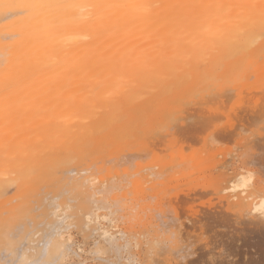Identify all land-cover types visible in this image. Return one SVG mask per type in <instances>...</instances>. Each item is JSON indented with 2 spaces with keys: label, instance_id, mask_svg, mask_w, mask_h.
<instances>
[{
  "label": "bare ground",
  "instance_id": "bare-ground-1",
  "mask_svg": "<svg viewBox=\"0 0 264 264\" xmlns=\"http://www.w3.org/2000/svg\"><path fill=\"white\" fill-rule=\"evenodd\" d=\"M36 2L37 0H2V4L5 5V7H0V109L4 110L3 114L5 116V119L8 121L5 128V132L7 134L5 135L4 139L11 141V147L7 150L6 159L4 153L0 152V195L2 197L1 193L4 192L5 196H7L5 192V188L9 186L12 187V185L15 184L16 195L12 199L13 200L21 199V200L20 202H16L15 204L11 203V205L10 202L8 201L10 206H8L7 208L15 210V217L17 219L21 217L22 215L21 212L23 210H25L24 218L28 215L31 219H33V215H32L33 213L31 214L30 212H34L35 210L29 211L28 210L29 208L27 210L23 208L24 206L28 207V205L24 201V198L26 199V195H29L28 193H31L30 196L33 199L34 197H36V195H38L37 198L39 197L38 198L39 203L40 201L43 202L45 199H48L47 196L45 199L42 200L41 196H39L38 194V192L43 193L42 190L44 189V187H41L42 189L38 188L39 191L37 190L38 192L35 193L38 185L37 187L35 186L36 184H41L39 186H42L44 184L43 181H47L48 177H50L51 174L55 172L54 169L61 168V170L63 171L62 168H65L67 165L76 164L79 162L80 159L86 156H91L93 160H95L94 158L97 159L101 158L100 160H102L105 157L112 156L113 154L123 150L124 148H128L131 146L134 147L135 145L140 147L143 146V150H144V146H146L145 143H147L149 145L146 146L147 148L145 147L146 148L145 150L147 149L149 150L150 147L154 146V144L152 143H155V142L151 143V141H149V139L151 140L152 137V135L150 137L149 135L152 133L155 134L157 131L161 132L162 131L161 129L163 128L168 129L171 127V125L175 127V125L177 126L178 124L181 123L182 127L178 125L176 128L178 129V127L180 126L179 128L184 129V130L180 129V131L178 129L177 131L176 128H173L176 129V131L178 132L176 134L175 131L176 135L173 133L176 137L179 135V132H181V130L183 131L182 133L187 132L190 136H191V131H193L192 132V136H193V133H195L196 129L197 130L201 129V131L202 130L204 131V128L206 127L205 128L206 131L210 126H211L210 128L213 129L218 125L214 127L210 125L211 123L208 124L207 121L210 122L211 120L213 121V119H215L214 121L218 122V120L221 119V122H223L222 118L224 116H222L223 115L222 112H224V114L226 113L228 107L227 102H229L225 100L227 99L230 100L228 97H225L224 95H227L229 92L231 94L233 91L237 96L236 102H233V104L238 103V101L239 102L241 101L242 105H245L247 101L251 102L253 99L251 98L252 97L251 95H253L254 93H255L254 94L255 98L260 97L258 100H256L257 98L255 100L253 99L254 102H251L253 103L252 104L253 107L250 105L251 103H247V105L250 106V108L246 105H245L246 107L245 106L243 107L242 105H241L242 107L239 106L238 110L241 112L238 111L240 115L236 114L237 113L236 112L235 113L236 115H239V117L241 115L243 116V112H245L246 114L245 110H247L248 113L249 112H251V114L254 113L252 114V116L256 119V121L257 119L260 120L262 117H264V105H263L264 102L262 100L264 99V34L261 33L259 26L257 25L254 28L245 30L244 32L239 34L236 37V39L231 43L227 41H222V42L218 41L216 43V47L210 52V54L207 55V58H205V49L209 47L210 41L208 34L204 31L205 28L212 27L213 29H215L217 26H219V22L216 19V16L225 11L224 9H217L215 7H208V6L241 4V3H246V4L255 3L259 5L260 0H60V2H64V3L118 5L122 7H104L100 9H95L93 10V13L99 15L97 19L94 21H86V20L78 19L81 16L88 15L87 12H81L79 9H68L67 11L62 12L59 18L56 21H54L56 27L51 28L47 31H43L42 26L38 25L37 23L38 17L36 16L35 10L26 7L27 5ZM53 2H55V0H53ZM10 4L18 5L19 7L10 9L9 7H7V5ZM141 4L159 5V7H152L149 12L145 13L137 7L138 5ZM238 70H242L244 72L243 80L241 83L233 84L231 86H222V87H213V88H209L206 84L207 81L220 80L222 82H225V84L227 85V82L231 80L232 73ZM251 79L253 80L251 81ZM229 88L231 91L230 90L227 91L226 92L227 94L223 93L224 90L226 91ZM253 90H257V92ZM249 93L251 97L250 96L248 97ZM241 95L243 96L241 97ZM233 96L235 95L233 94ZM220 97L225 98V100L223 99L224 102H226V104L223 102L224 106H221L219 103L217 105V102H220V100H218V98ZM245 98L247 99L245 100ZM215 99H217L218 101L215 102ZM211 100L214 103H216L218 107L220 105L218 110H220L222 107L221 113H219V111L216 112V108H214L215 113L217 114L219 113V115L221 116H217L215 113H213L216 116L214 118L212 117L214 115H212L210 109L211 106L214 105V103L212 102L213 103L212 104ZM258 102L259 104H256ZM207 103H211L210 108H203ZM194 104L195 106L197 104L198 105L195 107V109L194 107H190L189 111L193 109L196 110V108H198V111L196 110L197 112H195L193 110L194 113L188 112V108L186 107L188 105L194 106ZM200 105H201L200 107L201 110L202 109L203 111L204 109L206 110L204 112L202 111L203 113L198 107ZM184 106L186 108L185 110H184ZM235 108L233 107V110ZM183 111L185 115L186 114L188 115L185 116L182 113ZM189 113L191 115H189ZM204 113H206V115H204ZM181 114H183L184 117H182ZM192 114L193 115L195 114L194 117L196 116L197 119L192 118L191 117L193 116ZM230 114H232V112H230ZM251 114L250 115L247 114V115L250 117ZM227 115L229 116L228 113ZM232 115L229 116V118L231 117L233 120L235 119V121L238 123H240L241 119L244 118H246V120L244 119L246 123H250L253 120V118L251 117L250 119L252 120H249L250 121L249 122L248 121L249 117L247 119V116L246 117L244 116L243 118L240 117L241 119L239 118L238 121L236 119V116H232ZM203 117L204 119L208 117L207 121L204 122H206L209 127L205 125L206 123L203 124L204 126L201 125L203 121L202 120ZM180 118L184 119V122L187 121V119H188L187 121L188 123L192 122L190 124L191 128H188V131H186L185 128L187 129V126L189 125H187L184 128L186 124L183 125L182 123L184 122H182ZM198 118H202L201 123H200V119ZM216 118H218V120ZM225 118L223 120H225ZM178 120H180L181 122L176 124L175 122H178ZM193 120L195 121V123ZM229 120L231 119H228V123L230 122ZM197 122L200 123L201 126H199ZM174 123L175 125H173ZM192 124H194L195 127ZM214 124L215 122L213 123V125ZM233 124L232 126L230 125V129H227L228 126L227 123L225 122V125L223 127L227 129L225 130L228 131L227 133H229V135L231 134L230 136L227 133H225V130L221 128V126L219 128L221 131L220 133L227 134L229 136L228 138L230 139L234 138L235 136L234 137L232 136V134L234 133L233 129L237 128L236 127L237 125H234L235 126L234 127ZM250 124L251 126L247 125L246 128L244 127L245 133L248 131L246 129H249V131H251L250 130L251 128H248V126L250 127L254 126L252 125L253 122ZM196 125H198L197 128ZM192 126L193 128L196 129L193 130ZM243 126L241 124V127L240 126L238 127L244 129ZM240 128L237 129L241 131L242 129ZM219 129H214L215 131L213 134L216 133L215 135L217 136L218 133L217 130ZM221 129H223L224 131ZM255 129H257V127ZM257 130L260 129L258 128ZM262 130H260L258 133L251 132L250 135L253 134L254 137L255 135L257 137L259 133H262L261 132ZM198 131L199 132L196 131L195 133L196 136L200 135L201 133L200 130ZM205 133H201L202 137H204ZM164 134L167 135L168 132L166 131V133ZM164 134H162V137L160 138L157 137L159 140L162 139L161 141H156L155 140L156 137L155 139L152 137L156 142H160L158 146L162 145L161 144L162 142L165 145V147H167L166 146L167 143L165 144L166 138L163 139V137L166 136ZM213 134L211 136L210 133L209 139L212 140L213 139L212 137H214L212 142L213 141H215L216 143L220 142L219 141L220 136H217L216 139L218 140L217 142ZM174 135L172 136L174 137ZM180 135L176 138V142L178 141L179 143H182V145L184 144L183 148L184 151H186L185 149L192 147V146H188V147L186 146V144L190 145L189 144L190 142L188 143V140L190 141L191 139L189 138V136H188L189 139H186L187 135L186 136L184 135V138L187 140V142L184 140L186 142L184 143L182 141L184 138H181L183 137V134L181 135V137ZM201 135L200 137L197 136V138H195L196 137L195 135L194 137L192 136L191 137L195 138V140L198 138L202 140L203 138L201 137ZM159 136H161V134ZM222 136H224L225 139V135ZM238 136L240 137V134L237 135L236 138H238ZM206 137L202 140V143L204 140L208 138ZM259 137L261 138V135L258 136V139ZM179 138H181L182 140ZM250 138H248L247 135V139ZM200 139L197 142H200ZM230 139L228 141L229 144L232 142V140ZM247 139H245L244 137V139L242 140H244L245 142V140ZM145 140H147L149 143ZM169 140L171 139L169 138ZM224 141L226 142V140H223L220 143H223ZM248 141L250 142V140H247V142ZM258 142L262 143L263 141H258ZM179 143H176L177 146ZM150 144H152V146H150ZM157 144L158 143H155V145ZM203 144L205 145V143ZM203 144L200 147V149L202 147L205 148L204 150L208 149V147L207 148L205 147L207 145L204 146ZM233 144H235L234 141ZM182 145H179L180 146L179 151L177 152L175 151L172 153H166L168 149L167 150L164 149L165 151L163 150L161 151L160 147L156 146L157 148H159L158 150L160 152H165L166 155L169 154L168 155L169 157L168 160H163V161L161 160L162 164L159 165V170L158 168L153 167L155 168V170L157 169L158 171L157 170L155 171L154 169L152 171L159 173L155 174L152 173L151 171V173L148 176L151 177L154 174L155 175L159 174L158 177L160 176L162 177L165 173L170 171L172 174H174L175 172L182 173L176 176L186 177L188 175L190 177L191 175L193 176L195 173L204 174L206 172L207 174L205 173L206 175L204 174L205 175V176L203 175L204 177L200 178L201 176L200 174L197 179L199 180L203 179L204 181H206L207 183L206 187H204L205 186L203 184L204 181H202L203 185L202 184L200 185L204 187L205 191L207 188H209L207 190H210L215 196H217L218 200H216L215 202L213 201V199H211L213 202L216 203L214 205L209 204L208 206H206L207 203L206 202L205 203L206 207L204 206L203 208H201L200 206H197L199 207V209L201 208L199 210L196 208H192L193 205H191V203H193V200H197L196 198L202 193L203 195H201V197L205 196L206 193L202 189L203 188L202 186H200L201 189L198 191L195 189L196 186L192 187L194 189H190V190L188 189V191H185V193L181 194V196H179V194L176 195L178 193V191H176L175 193H173L175 194L174 197H172V195L170 196V194L172 193H170L171 191L168 189L170 191L168 192L170 197H166L165 202H166V206H168V208L171 210H167L166 206L165 208L167 212L168 211L170 212V213L168 212L169 214H171L169 216L166 215L167 214L165 213L166 210L164 212V210L161 209L162 207H164V205L162 204L164 203L163 201L164 199L160 198L162 201V203L161 202L160 203L163 205L162 207L160 206L161 207L160 211L162 210L161 212L160 211L156 212L157 210H159L158 208L159 206H154V207L152 206L153 203L151 202V200H153L157 196L159 198L160 195L157 194L158 192L156 190L159 186H162L159 183L160 181H158L159 184V185L157 184L158 187L155 185L154 187L149 188L150 190L151 188L153 189L157 187L153 190V191L156 190L157 196L156 195L155 197L151 196V194L153 195L154 193L153 191H151L152 189L150 190V193L151 192L152 193L149 196L143 190L142 191L144 192V195L146 194V196L143 197V195H141L142 198H144V200L145 198H147L146 199L147 203H144L145 201L141 199L142 201H144L143 202L144 205L146 206L147 204V206L150 208L149 203L151 202V206L154 208L156 214L152 207H151L152 209L148 208L150 211L146 209L145 212L148 211V213H145L143 210L145 207L144 205H143V209H140L142 208L141 206L142 202L141 205H138L140 204L139 201L138 204L135 203L137 202L138 199H140V198H136L135 200V196L141 194V191L139 194H137L139 192L137 189L136 190L138 192L136 193H133L132 191L133 193L132 197H134V199L131 197V195L130 196L128 195L129 198H132L131 200L128 199L126 193L125 194L123 193V195L127 197L128 202L129 200L130 202L133 200L134 204L135 205L137 204L139 206V207L137 205L135 206L133 203L129 202L128 203L129 205L127 204L129 207L125 206V208L127 207L126 213H128V215L131 211L134 212L135 209L132 210L133 207L134 208L138 207L137 210L140 209L139 211L141 212L143 211L146 215L149 214L150 212L151 213L154 212V215L159 216L157 217V219L159 218L158 220L161 221L163 219L161 221L162 228L160 227L162 230L159 228L162 231L160 235V239L155 240L157 239V237L154 236L153 238L155 239L150 240L152 245L149 246L150 247L149 251L151 250L154 251L155 249L153 248H155L156 246L157 250L155 251L158 252L160 250L158 249V247L159 248L161 247L162 252L159 251V254L161 253V257H163L161 258L162 260L160 259L162 264H172L173 262H171L170 260L174 261V264H264V183H262L261 178L258 177L260 174L256 173L254 169L242 165V163H245L246 161L248 162V159L246 158L245 162L243 160L242 161L240 160V163L242 162L240 164L242 165V167H238L240 168V171H238V169L236 168L237 172L233 174L236 171L233 170L234 171L232 173L233 176L229 175L231 174V172L229 171L230 173H228V175L231 177H224L225 168L223 170L224 172L219 170V167H221L222 163L224 162L213 161L212 163L211 160L213 159L214 154L211 153L212 152L211 147H209V149H211L210 150L211 152L207 150L206 151L202 150L201 152L200 151L193 152L195 151L193 149L190 151V153L185 154V152L182 151L181 148ZM235 145L238 146L239 143H236ZM171 146L172 145L168 147L171 148ZM209 146H213V145H209ZM243 146H242L243 148L242 150H245L244 149L245 146L244 147ZM156 147L155 146L153 147L155 151L157 150ZM260 148L261 149L263 148L262 150L264 151L263 145ZM150 149L151 151L153 150L152 148ZM232 149L233 147H231L230 153ZM242 150L241 152H244ZM125 151H127V149ZM133 151L135 153L134 149ZM133 151L132 154H134ZM236 151H238V149ZM251 151L252 154H256V152L253 153L254 151L252 149ZM140 153L143 154L142 152ZM140 153L137 154L136 152V156L137 155L140 156L141 155ZM238 153L240 154L239 151L237 152V154ZM130 154L128 152L127 156H129ZM131 155L129 157H133V160L136 159L135 161H137V157ZM157 155H155L156 158ZM164 155H162V157ZM256 155L257 158L256 157L255 159L253 158L254 161H256L257 159L256 163L252 159L250 160L249 163L251 164V161H253L252 164L254 165L258 164V166L260 167L261 161L258 162V160L261 159L264 162L263 160L264 158L263 159L261 158V156L264 155V153L261 156H259L260 155L259 153ZM238 156L240 157V155H237V157ZM148 157H150L149 154ZM122 158L123 160L127 161L125 159V156H123ZM144 158L148 159L147 156H145ZM121 159L117 158V160L119 161L117 162L115 161L116 164H114L115 162H113L115 159L114 160L112 159L111 161L109 159V162L106 161L108 164L110 163L114 167L117 166L116 168H114L116 169L114 171L115 174H117L116 171L118 169L121 173H122L121 169L122 170L124 169L121 167V164H119L121 163L120 161ZM146 159H142V160H146ZM90 160L86 159V162L87 163L88 161L92 162ZM125 161H123L124 163H122V165L126 164ZM95 162L93 164H96L94 166H96L97 168L98 167L97 165L99 164ZM104 162L105 159L103 163ZM106 162L104 163V165H102V163L100 164L102 166H105V164H107ZM150 162H152V160H149V163ZM263 162H262L263 166H261V168L264 167ZM127 163H129V161H127ZM134 163L135 162H133L132 164ZM226 163L227 162H225V164ZM130 164L131 161L129 165ZM83 165L84 164H82V166ZM118 165H120V167ZM150 165L153 166L152 164ZM156 165H158L157 161L155 166ZM91 166L92 165L90 166L88 165L87 169L89 170V168L90 169L94 168ZM133 166L135 167V165ZM141 166L143 165L140 164L139 167H137L138 172H136L135 174L137 173L141 174L144 172L143 168L145 165L143 166L142 171L140 169L141 171L140 172L139 168ZM68 167L70 169H68L67 167L65 168L67 169L66 170L67 173L62 172L60 174L61 176L64 174H69V175L71 174L72 176L73 174H78L82 169V168L80 169L79 167L78 170L76 166L75 168L74 167L72 168L71 166ZM134 167L128 166V169L131 170ZM96 168L94 169L97 171ZM94 169H92V172H94ZM101 169L103 171V167ZM126 169L123 170V174L124 171H127L128 173V170ZM97 172H95V174H98ZM109 172L107 173L110 176ZM103 173H106L105 169ZM107 173L105 175H107ZM146 173H148V171H146ZM250 173L254 174L255 176L254 182H248V177ZM55 175L56 174H54V176ZM86 175L87 174H85L84 177ZM117 175H115V178H117L116 177ZM132 175L134 174L132 173L130 176ZM168 175L169 174H167V177ZM79 176L77 175L76 177ZM91 176L93 178V173L91 174ZM142 176L143 175L141 174L140 178H143ZM176 176L174 175L175 178L174 177L171 178L173 180L175 179L176 181H178L176 179ZM28 177H31V179H28ZM76 177L70 178L68 176L67 178H70L71 180L65 179L66 181L63 180L64 183L63 181L62 183L60 182L65 186L61 185L60 187L59 186L60 184L59 185L57 184L58 187L63 189V192L61 193V195L60 194L56 195L58 192L55 190L57 193L54 194L55 197H53L52 199L53 202H55V200L58 202L59 200L57 199L59 198V196H60L59 199L63 198V201H65L64 197L61 198V196L64 193L65 194L69 193L70 195H74L75 193L76 195L77 192L75 191L81 190L79 189L80 186L81 188H83L82 185H84L86 190L87 189L89 190V193L86 199L84 200L85 204H83L82 206L81 204H79L81 206V210H84V213H82L83 219L82 220L80 219L79 221V223L81 224L80 226L84 228V232L86 231V234L88 233V231H90V233L95 232L94 235H96L97 233L98 236L101 238V240H103V242L110 248V251H112L111 249L120 251L121 246L129 248L131 242L129 241V239H127L128 231L120 230L121 232H119L115 230V228H117V227L115 228L113 227L114 225L113 222L115 221V217L113 218V215L115 214L111 208V206L114 204L110 202L112 205L110 207L107 205V200H108L107 197L110 199L111 191L114 192L113 189L115 188V186H118L121 183H117V185H115L110 178V180L107 182L108 183L110 182L112 185L110 184L108 187V185L105 183L107 179H105L104 182L102 181L104 184L102 183L100 188H98L99 185L98 186L94 185L95 188L97 187V189H95L93 188L94 179L93 180L88 179L90 176L88 178H85L84 181L80 180L82 181L81 184L78 183ZM150 177L149 178L146 177L145 178L146 181L142 183L148 184L147 178L150 179ZM155 177L157 178V176ZM195 177L196 176H194V178ZM51 179L55 180L56 178L55 179L51 178ZM119 179L117 181L121 180ZM122 179L130 180V177H127L125 179V177L123 176ZM164 179H161V181H163ZM53 180H50L49 182L51 183V181ZM124 180H122V182ZM134 180L135 181L132 184H135V186L138 185L139 183L138 178L137 180L136 179ZM166 180L165 183L168 181ZM41 181L42 183H39ZM57 181L59 183L60 180ZM142 181H144V178L142 179ZM194 181H196V178ZM126 182L129 183V184L126 183L127 186L131 185L130 182L128 181ZM168 182L166 185H168L169 187L170 183ZM175 182L173 183V188H172L173 190H174ZM192 182L193 181H191V183ZM165 183L164 181L162 182L163 187H165ZM185 183L186 182H184V184H179V185L180 186L186 185L187 183L186 184ZM144 185L143 184L141 185L142 188L141 186H139L140 187L139 190L143 189ZM127 186L123 185L122 187H127ZM34 187H35V192H30L31 190L34 189ZM130 187L131 186H129L128 189ZM145 187L147 186L145 185ZM159 188L158 190L162 189ZM188 188H190V186ZM47 189H49L48 184H47ZM116 189L119 188L116 187ZM121 189L122 188H120L119 190ZM164 189L165 188H163V193L165 191H166L165 193H167V190L164 191ZM49 190H47L46 192L47 195ZM12 191L14 192V188L12 189ZM210 191H206V192L210 193ZM130 192L131 191H129V193ZM134 192H135V188H134ZM10 193H11V188H10ZM50 193L53 194L52 192H49V196ZM208 194H206V196ZM32 195H34V197ZM83 195L84 194H82V196ZM195 195H197V197L194 199ZM209 195H211V193ZM78 196L76 195V197ZM82 196L81 198H83ZM124 196L121 198L124 199L125 198ZM164 196H162V198ZM114 197L116 196L113 195L112 198ZM149 197L153 199L150 200L148 199ZM2 198H4V196ZM7 198L8 196L5 197V201L4 200L2 201L1 199L0 206L1 205L4 206L5 204L6 205L8 204L6 200H10V199ZM120 199L118 198L117 201H122ZM68 200L69 203L72 204L77 202V200L74 203L73 201L70 202V199ZM111 200L112 199H110L109 201ZM211 200L209 202H211ZM30 201L31 199L29 197V201H27V203L29 204ZM157 201L159 203V199H157ZM49 202H47V204L44 203L46 205V208L47 205L49 208L53 205V202H50L52 203V205H49L50 204ZM66 202L67 200L64 203ZM113 202L116 201L113 200ZM56 203H54L55 205L54 207H52L53 210L51 211L52 217L53 216L55 217L56 222L54 221V219H52L53 220L52 223H49L48 221V223L51 224V227L55 225L53 226V229H51V231L53 232L50 234L45 233L50 230L48 229L49 228L48 223L47 224L45 223L47 225L45 227V230L48 227L47 228L48 231L42 230L43 236L46 234L43 240H40L38 243L37 242L35 243V240H29L28 243L29 245L31 244V246L26 244L27 242L26 243L24 242V244H26L25 246L27 245L28 246L26 247L25 251L22 252L20 250L21 255H18L20 257V260H22V264H64L63 259L64 257L67 258L65 251L68 252L70 250L69 246L74 244H73V239L71 241L72 244H70V237L68 233H66L68 235V238H64L61 232L64 230H69V228L71 227H76V224L75 221L73 222L71 220L72 214L67 213L66 210L64 211L60 210L62 206V202H60L59 204ZM77 203H82V201ZM110 203L108 202V204ZM41 205L39 207L43 206ZM73 206L74 208H76V205ZM175 206H180L179 208H181L180 210H182V213L180 212L179 208L178 210H176L177 207ZM67 207L69 208L70 206L67 205ZM121 207L123 206L121 205ZM34 208L36 210L39 209L38 204H36ZM46 208H43V210ZM128 208H130L131 210H129ZM79 209H77V211ZM43 210L41 212H44V215L47 216L45 210L44 211ZM70 210H74V209L73 208L69 209V212ZM81 210H79L78 212H81ZM103 210L104 211L106 210L107 212L105 211L106 213H100L103 212ZM125 210L122 211L124 212ZM177 211H179L180 214ZM41 212L39 213L40 214L39 216H42ZM159 212L161 213V215ZM0 213L3 215L4 212L3 213L0 212ZM51 213H49V215ZM134 213L133 216L131 214V217H129V219L126 218L127 220H131V222L129 221V223H131V225H129L131 229H134V227H132V223L133 224L136 223L135 217L142 215L141 217L140 216L138 217L139 222L138 221L137 222L139 224L140 221L142 220L140 218H143L144 217L143 215H145L136 212L138 215L137 216ZM76 215L77 213L74 216ZM146 215L144 218L146 219V217H148L149 219L148 218L147 219L150 221L151 220L150 217L153 215V213L151 215L149 214L150 217ZM45 216H43V220ZM79 216H82L81 213ZM126 216L124 215V218ZM121 218L124 219L122 216L119 219ZM26 219L27 218H25V220ZM133 220L135 222H133ZM118 221L116 220L117 223ZM31 223L32 222H29L27 224L30 225ZM103 223L108 224V226H104ZM40 224L43 225V221L40 222ZM40 224L38 225L39 227L41 226ZM159 224L158 226H160ZM8 225L9 223L6 224L7 228ZM38 228L32 230L33 231L32 233H34V235H38L36 234L38 233L39 230ZM26 229L24 227L22 231L23 234L22 237H25L24 240L26 239L27 235L31 234V232L29 231L30 229L29 230ZM4 230H2L0 227V249L4 248L5 251L7 249V253L9 252V255L3 253L5 252L4 249L1 253H3L2 257L3 255L5 256L7 255L9 259V257L11 256V251L15 253L14 252L15 250L17 251V254H19L20 252H18L19 250L18 247H16L17 250L14 248L15 244L12 242L13 240L12 239L9 240V238L5 235ZM157 234L159 235L160 233ZM91 235H89V237ZM124 236H126L125 238L126 240L122 245L119 242L122 241ZM57 237L59 239L56 241ZM34 238L36 237L34 236ZM37 240L38 239H36V241ZM34 243L39 247L36 246L38 247L36 249L34 248L35 245L32 247V244ZM22 244H20V246L18 245L19 248L23 247ZM137 244L138 243H135V246ZM96 247L94 249V252L97 249ZM8 249L10 250L8 251ZM122 249L123 247H121V250ZM99 251L100 250L97 249L95 253L97 254ZM119 251L117 252V254H119ZM114 253L116 254V251ZM151 253H155V252H151ZM17 254L15 253V257L17 256ZM130 256L131 255H129V257ZM8 259L6 258V260ZM11 259L9 260L11 261L9 262V264H14V263L20 264V260L17 257L14 258L15 259L13 260L14 263H12ZM16 259H18L17 261L19 262H15ZM125 259L126 258H123L124 261H126ZM118 260H120L119 257ZM118 260L117 262H109V263L124 264V263H120V261L118 262ZM132 261L134 262V260ZM7 262L6 263L4 262L3 264H8ZM106 264H108V262Z\"/></svg>",
  "mask_w": 264,
  "mask_h": 264
},
{
  "label": "rangeland",
  "instance_id": "rangeland-1",
  "mask_svg": "<svg viewBox=\"0 0 264 264\" xmlns=\"http://www.w3.org/2000/svg\"><path fill=\"white\" fill-rule=\"evenodd\" d=\"M252 80H253V79H251V81H252ZM229 90H230V88L227 89L226 91L224 90L225 92L223 91V93H226V92L229 91ZM230 91H231V90H230ZM253 91H256V92H257V90H253ZM253 91H252V92H253ZM258 91H259V90H258ZM242 93H243V92H242ZM245 93H246V92H245ZM245 93H244V94H245ZM253 93H254V92H253ZM226 94H227V93H226ZM228 94H230V92H229ZM228 94H227V95H224V96H225V97H228L230 100H228V99L225 100V98L220 97V98H218V100H220V102H217L218 100L215 99V102H217V105H218V103H219L221 106H224V103L226 104V102H224V100L230 102V103L227 102L228 107H227V111H226L225 114H224V112H222V107H221L220 110H218L219 107H220V105H219V107H218V106L216 105V103H214L212 100H211V103H212V102L214 103V105H213L214 107L211 106V103H207L209 106H208L207 104L204 106V104H203V106H204L203 108H210V106H211V109H210V110H211V112H212V115H214V114H213V113H215L214 108H216V112H218V111H219V113L222 112V113H223L222 116H224V117L222 118V121H223V122H221V119L218 120V118H220V117L216 118V119L218 120V122L214 121L215 119H213V121L215 122L214 125H213L214 122H213L212 120H211L210 122L207 121V118H208V117L205 118L206 120L204 119V117H203V119H202V118H198V119H200V123H201V119L203 120L201 125H203V124L206 123V122H204V121H207L208 124L211 123L210 125H212V126H214V127H215L216 125H218V126H216L215 128L212 129V128H210L211 126L209 127L208 124L206 123L205 125H207V127H209L206 131H205V128H206V127L204 128V131H203V130L201 131V129H198V130L201 131V133H205V132H206L205 135H204V137H202L201 133H200V135H201V137H202L203 139H204L206 136L208 137V138L206 137L207 139L203 141V143H205V145H207V146H205V145L202 143V140H203V139L201 140L200 138H198V139L195 140V138H197V136L200 137V135H197V136H196V134H195L196 131L199 132V131L196 129L198 125H196V128H193V126L195 127V125L192 124V125H193V126H192L193 130L196 129V131H195V133H193V136H192V132H193V131H191V136L194 137V135H195V136H196L195 138H192L187 132L182 133V132H183L182 130H184V129H183V128H179V127L181 126V123H180V122H181V121L184 122V119H181V118L184 117V115H185L184 111L182 112L184 115L181 114V116H182V117L180 118L181 121L178 120V122H175V123H176V124H177V123H180V124H178V125H180V126L178 127V129H179V131H180V129H182V130H181V132H179V135H180V133H181V135L183 134V137H181V135H180V137H181V138H184V135L186 136V135L188 134L186 139H189V138L191 139L190 141L188 140V143L190 142V143H189L190 145H187V144H186V146H187V147H188V146H192V147H189L188 149H185L186 151H184V148H183V145H184V144L182 145V143H179L178 141L176 142V138H177L179 135H178L177 137L175 136V135L178 133V132H177L178 129L176 128L178 125L176 126L175 123L173 124V125H175V127H173V126L171 125V127L168 128L169 130L166 129V128H165V129L163 128L164 130L161 129V130H162L161 132H160V131H159V132L157 131V132L155 133L156 135H155L154 133H152V134L149 135V137L152 135V137H153L154 139H155V137H156V139H155L156 141H161L162 139L159 140L157 137H159V138L162 137V134L166 133V131H167V132H168V134H167L168 137H167L166 134H164V135H166V136L163 137V139L166 138V139H165L166 141H165V140H164V141H165V144L167 143V144H166L167 147H165V145H164L162 142H161L162 145L158 146V145L160 144V142H156L152 137H151V140H150L149 137H148L149 141H151V143H152V142L158 143L157 145H155V143H152V144H154L155 147H156V146H157V147H160L161 151H162V150L165 151L164 149H166V150L168 149L166 153H172V152H175V151H176V152L179 151V150H180V149H179V147H180L179 145H182L181 148H182V151L185 152V154H186V153H190V151L193 150V149L195 150V151H193V152H199V151L201 152L202 150H203V151H206V150H207V151H209V152L212 151L211 153H213V154H214V157H215V158L213 157V159L211 160L212 163H213V161H214V162H217V161L224 162V163H222L221 167H219V170H220V171H223L224 168H225V170H224V171H225V173H224V177H231V176H233V174H235V173L237 172V169H238V171H240V168H238V167H242V165H243V166L245 165V166H247L248 168L254 169V170L256 171V173H259L260 175H259L258 177L261 178V175L264 176V169H263L264 167L261 168V166H263V165H262V162H263V161L259 158L260 160H258V162L261 161V162H260V163H261L260 167L258 166V164H255V165L252 164V162L254 161L255 157L257 158V155H256V154L259 153V154H260L259 156H261V155L264 153V151L262 150L263 148H262V149L260 148V147H262V145L264 146V139H263V138H264V127H263V126H264V124H263V123H264V120H261V119H264V117H262V118L260 119L263 123H262L260 120L257 119V121L259 122V123H258V122L256 121V119L252 116V114H254V113H252V114H251V112L248 113L247 110H245V109L243 108V109L246 111V114H245V112L242 111V112H243V116L241 115L240 117L243 118L244 116H245V117L247 116V119H248V117H249L248 115L251 114V116L249 117L248 121H249V120H252V119H250V118L252 117V118H253V120H252L253 124H252V125H254V126L250 127V126H251L250 123H252V122L249 121L250 123H246V122L244 121V119L246 120V118L241 119V118L239 117V115H240L239 112H241V111L238 110V109H239V106H240V107H242V106L244 107L245 105L248 106L247 103L254 102V100H255L256 98H257L256 100H258L260 97H256V98H255V95H254L255 93H254L253 95H251V96H252V97H251V96H250V93H249L248 97L250 96V97L253 98L254 100H253V99H252V101L249 100V101H251V102H248V101H247V103H246L245 105H242L241 101H240V102L238 101V103H234V104H233V102H236V99H237V96H236V94H235L233 91H232V93H231L230 95H228ZM233 94H234L235 96H233ZM244 94H243V95H244ZM256 94H257V93H256ZM222 95H223V94H222ZM243 95H241V97H242ZM232 96H233L234 98H233ZM245 96H246V95H245ZM253 96H254V97H253ZM256 96H258V95H256ZM261 97H263V96H261ZM221 98H222V99H221ZM231 98H232V99H231ZM223 99H224V100H223ZM246 99H247V98H245V100H246ZM249 99H250V98H249ZM241 100H243V99H241ZM260 100H261V99H260ZM262 100H263V102H264V99H262ZM223 102H224V103H223ZM242 102H243V101H242ZM244 102H245V101H244ZM213 103H212V104H213ZM260 103H261V102H260ZM195 104H196V103H195ZM195 104H194V106H193V105H192V106H189V105H188L189 107H188V106L186 107V108H188V112H190V113H191V112L194 113L193 110H194L195 107L198 105V104H197V105L195 106ZM243 104H244V103H243ZM252 104H253V103H251L250 105L253 107ZM256 104H259V102L256 103ZM231 105H232V106H231ZM233 105H234V106H233ZM241 105H242V106H241ZM260 105H261V104H260ZM263 105H264V104H263ZM216 106H217V107H216ZM246 106H245V107H246ZM190 107H194V109L191 108V109H193V110H190V111H189V108H190ZM198 107L200 108L201 105L198 106ZM231 107H232V108H231ZM233 107H234V108H235V107H236V108L238 107V108H237V109L235 108V109L233 110ZM248 107L250 108V106H248ZM186 108H185V106H184V110H185ZM212 108H213V109H212ZM225 108H226V106H225ZM228 109H229V110H228ZM196 110L198 111V108H196ZM196 110H194V111L197 112ZM200 110H201V108H200ZM200 110H199V111H200ZM235 110H236V111H235ZM240 110H241V108H240ZM202 111H203V109L201 110V112H202ZM204 111H206V110L204 109ZM204 111H203V112H204ZM224 111H225V110H224ZM229 111L232 112V114H234V115L230 114ZM238 111H239V112H238ZM185 112H186V111H185ZM188 112H187V113H188ZM203 112H202V113H203ZM236 112H237V113H236ZM190 113H189V115H191ZM219 113H218V114L215 113V114H216L217 116H221V115H219ZM227 113L229 114V116H231V115H232V116H236V119H237V120L240 118V119H241L240 123L236 122L235 119L233 120L231 117L229 118V116L227 115ZM235 113H236V114H239V115H236ZM196 114H197V113H196ZM198 114H199V112H198ZM207 114H208V113H207ZM247 114H248V115H247ZM187 115H188V114H186L185 116H187ZM192 115H193V114H192ZM194 115H195V114H194ZM194 115L191 116V117L194 118V119H197L196 116L194 117ZM201 115H202V114H201ZM201 115H200V117H201ZM204 115H206V113H204ZM216 115H214V116H212V117L214 118ZM198 116H199V115H198ZM237 116H238V117H237ZM189 117H190V116H189ZM225 117H226V118H225ZM192 118H191V119H192ZM224 118H225V120H223ZM233 118H234V117H233ZM185 119H187V118H185ZM211 119H212V118H211ZM228 119H231V120H229V121H230L229 123H228ZM189 120H190V118H189ZM208 120H209V119H208ZM226 120H227V121H226ZM242 120H243V121H242ZM254 120H255V121H254ZM187 121H188V119H187ZM187 121H185L186 123H185V122L182 123L183 125L186 124V125L184 126V128H185L187 125H189V126H187V129L185 128L186 131H188V128H191V127H190V124L192 123V122L188 123ZM191 121H192V120H191ZM193 121H194V120H193ZM234 121H235L237 124H236ZM238 121H239V120H238ZM248 121H247V122H248ZM198 122H199V120H198ZM198 122H197V123H198ZM212 122H213V123H212ZM219 122H221V123H219ZM225 122L227 123V126H228V127L226 126L227 129H230V125L232 126V124H233V122H234L233 126H234V125H237L236 127H237L238 129L241 127V124H242V126H243V124H244L243 128H244V127L246 128L247 125H250V126H248V128H251V129H250L251 131H249V129H246V130H248V131L246 132V133H247V134H246V133H245V128H244V129L240 128V129H242V130L240 131V130H238L237 128L233 129V127H232V129L234 130V131H233V132H234L233 134H235V132H236V134H235V135L232 134V136H233V137L235 136V137L232 138V139H230V138H228V137H229L231 134L229 135V133H227L228 131H226L227 129H226V128H223L224 125H225ZM256 122L258 123V125H257ZM260 122H261V124H260ZM194 123H195V121H194ZM197 123H196V124H197ZM200 123H198L199 126H201ZM216 123H217V124H216ZM218 123L221 124V125H219ZM223 123H224V124H223ZM254 123H256V124H254ZM238 124H239V125H238ZM203 126H204V125H203ZM220 126H221V128H223L224 130L226 129V130H225V133H227L229 136H228L227 134L220 133V132H221L220 129H219ZM238 126H240V127H238ZM260 126H261L262 128H261ZM181 127H182V126H181ZM234 127H235V126H234ZM253 127H254V129H253ZM256 127H257V129L259 128L260 130L263 129V130L261 131L262 133H259V134H258V136L261 135V138L259 137V139H262V140H259V139H258V136L256 137L255 134H254V135H255L256 138L253 136V134L250 135L251 132H253V133H258V132L260 131V130L255 129ZM173 128H176L177 131H176V129H173ZM198 128H201V127H198ZM209 129H210V130H209ZM214 129H219V130H217V132H218L220 135L217 133V136H220V139H219L220 142H222L223 140H226V142L224 141L225 143L223 142L224 144H223V143H220V142H218V140H216V139H217V136L215 135L216 133L213 134L214 131H215ZM223 129H221V130H223ZM224 130H223V131H224ZM235 130H236V131H235ZM252 130H253V131H252ZM170 131H171V132H170ZM172 131H173V132H172ZM175 131H176V134H175ZM243 131H244V133H243ZM189 132H190V129H189ZM208 132H209V133H208ZM173 133H174L175 135H174ZM186 133H187V134H186ZM210 133H211V136H212V134H213V136H215V140H216L219 144L216 143L215 141H213V142H215L216 144L212 142V140L214 139V137H212V138H213L212 140L209 139V137H210V136H209ZM237 133L240 134V137H241V138H240L239 136H238V138H236L237 135H239V134H237ZM153 134H154V135H153ZM160 134H161V136H159ZM170 134H171V135H170ZM197 134H199V133H197ZM206 134H207V135H206ZM221 134H222V135H225V139H224V136H222ZM241 134H242V136H241ZM164 135H163V136H164ZM172 135H174V137H173ZM247 135H248V138H250V137H251V138H250V139H247ZM169 136H172V137H169ZM188 136H189V138H188ZM221 136H222V137H221ZM232 136H231V137H232ZM252 136H253V138H252ZM242 137H243V138H242ZM244 137H245V139L250 140V142H249V141L247 142V140H245V142H246V143H245L244 140H242V139H244ZM169 138H170L172 141L169 140ZM181 138H179V139H181ZM218 138H219V137H218ZM221 138H222V141H221ZM239 138H240V139H239ZM254 138H255V140H254ZM148 139H147V140H148ZM186 139L184 138L183 140H182V139H181V140H182L184 143H186V142H187ZM192 139H193V140H192ZM199 139H200V142H201L206 148L208 147V149L204 150L205 148H203V147L200 149V147L202 146V144H201L200 142H197V141H199ZM227 139H228V140H227ZM229 139L232 140V142H231L232 144H231V143L229 144V142H228ZM237 139H238V140H237ZM256 139H257V142H256ZM147 140H145V141H147ZM168 140H169V141H168ZM184 140H185L186 142H185ZM236 140H237V141H236ZM182 141H181V142H182ZM233 141L235 142V144H236V143H239V145L237 146V145L233 144ZM258 141H263V142L261 143V142H258ZM147 142H148V141H147ZM172 142H173V143H172ZM174 142H175V143H174ZM148 143H149V142H148ZM169 143H171V144H169ZM176 143H179L178 146H177ZM198 143H199V144H198ZM207 143H208V144H207ZM241 143H243V144H241ZM244 143H245V145H244ZM254 143H255V144L258 143V144L255 145ZM152 144H150V146H152ZM168 144H169V145H168ZM175 144H176V145H175ZM192 144H193V145H192ZM196 144H198V145H196ZM227 144H228V145H227ZM240 144H241L242 146H243V145L245 146V148H244L245 150H242L243 148H242V146H241ZM145 145L147 146V145H149V144L145 143ZM170 145H172L171 148L168 147V146H170ZM173 145H174V146H173ZM209 145H213V146L216 147V148H214L213 146H209ZM229 145H230V146H229ZM249 145H250V146H249ZM251 145H252V146H251ZM254 145H255V147H254ZM146 146H144V150H143V146L140 147V146H136V145H135L134 147L137 148V149H135L133 146L128 147V148H124L123 150L119 151L120 153L117 152L118 154H117V153L113 154V155H112L113 157H112V156H109V157H105V158H104V159H105V162H106V161L109 162V159H110V161H111L112 159H113V160L115 159L113 162H115V161L117 162V161H119V160H117V158H120V159H121L123 156H125V159H126L127 161H129V163H130V161H131V164H132L133 162H135L134 164H132V165L130 164V165H129V163H127V161L123 160V158L120 160L121 163L118 162L119 164H121V167L124 168L123 170H125L126 167H127L126 170H128V173H127V171H124V174H123V170H122V169H121V171H122V173H121V172L119 171V169H118V168L120 167V165H118L119 167L117 168L118 170L116 171V173H117L118 175H120V176H118V175L115 174V172H114V171L116 170V169H114V168H116L117 166L114 167V166H112L110 163L108 164L107 162H106L107 164H105V166H102V165H104V163H105V162L103 163L104 159L100 160L101 158H98V159H97V158H94L95 160H93V158H91V156H86V157H84L85 159L82 158V159L79 160L80 163L78 162V163H76V164H71V165H67V166H66L68 169H70L68 166H71L72 168H73V167L75 168V166H76L78 170H79V167H80V169L82 168V169H81L82 173H81V171H80L78 174H73L72 176H71V174L69 175V174H64V173H63L64 175L61 176L60 174H61L62 172L67 173V171H66L67 169H65L66 167H65V168H62L63 171L61 170V168H60V169H58V168H57V169H54L55 172L52 171V172H53V173H52L53 176H54V174H56L54 177H53L52 174H51V176L48 177L47 181H43L44 184H43L42 186H39V185H41V184H36L35 187H37V185H38V187H37V189H36V192H35V187H34V189H33L34 191L31 190L30 192H35V193H37V192L39 191L38 188H39V189H42L41 187H44L45 190L43 189L42 192H43V193L45 192V193L43 194V193L38 192L39 196H41L42 200L45 199V198L48 196V199H45V200H46L47 202H49V201H50V202H53L52 199H53V197H55L54 194H56V193L58 192L56 195H58V194L61 195V193L63 192V189L60 188V187H61V185H62V186H65L64 184H61L62 181L65 180V179L69 180L70 178H75L77 175H78V176L80 175L79 177H76V178H77L76 180L78 181L79 184H81L82 181H84L85 178H88V177L90 176L91 178L89 177L88 179H89V180H93V179H94L93 182H94V183H97V184H94V183H93V186H94V185H95V186H96V185H97V186L99 185L98 188H100L101 185H102V183L105 181V179H107V180L105 181V183H106V184L108 185V187H109V185H110L111 183H110V182L108 183L107 181H109L110 178H111V180L114 182L115 185H117V183H121V184L123 183L122 186H123V185H124V186H125V185L127 186V184H129V183H127L126 181L130 182L131 185H128L127 187H122L121 184H119L120 186H119V185H118V186H115V188L113 189L114 192L111 191V194L109 193V194H110V199H112V200L109 201L110 199L107 197V199H108V200H107V205H108L109 207L112 205L111 203H113V204L115 203V202H113V200H115V201L117 202L118 198L120 199L121 197H123V196H124L123 193H124V194L126 193V196H127V197H128V195H129V196L131 195V197H132L133 193H136V192L139 191V192L137 193V194H139L140 191H141V194L137 195V196H139V197L135 196V200H136V198H140V199H138L137 202H135V203L138 204V201H139L140 204H138V205H141V202H142V205H141L142 208H140V209H143V205H144V203H147V202H146V201H147V200H146L147 198H145V200H144V198H142L141 195H143V197H145L146 194L149 196V195L152 193V192L150 193V190H151L152 188H151L150 190H149V188H150V187H154L155 185L157 186L158 181H160L159 183H160L162 186H159V187L162 188V189H160V188L157 186V187L160 189V190H158V188L155 187V188H157L156 190H157L158 193L156 192V190L153 191L155 188H153V189L151 190V191L154 192L153 195L151 194V196H154V197H155V195L157 196V194H160V195H159V198H158V196L155 197V198L159 199V203H158L157 199L154 198L155 201H156V204H152V206H153V207H154V206H159V207H158L159 210H157V207H156V210H157L156 212H158V211H160V208L164 205V207H162L161 209L164 210V212H165L166 208H167V210H171V209L168 208V206H166V202H165V201H166V200H165L166 197H170L171 195H172V197H174L175 194H173V193H175L176 191H178V193H177L176 195L179 194V196H181V194H184L185 191H188V189H189V190H190V189H194V188H192V187H195V186H196L195 189L198 191V190L201 189L200 186H202L203 184L205 185L204 187L207 186L206 181H204L203 179H200L201 181H200L199 179H197V178L199 177L200 174H201L200 178H201V177H204V176L207 174L206 172H205L206 174L204 173L205 175H204L203 173H200V174H199V173H198V174H197V173H195V174L193 173V174H194L193 176L191 175V176L189 177V176L187 175L186 177H181V176H176V175H180V174H182V173H180V172H175L176 174H175V173L172 174V173L168 170L170 173H169V172L165 173L166 175L164 174V175L162 176V179L165 178V179L163 180L164 183H165V180L167 179L169 182H168L167 180H166V181H167L168 183H170V184H169V187H168V185H166V184H167V182H166V183H165V187H163V184H162L163 181H161V179H159L161 176L158 177L159 174H158V175H155V174L159 173V172H155V171L157 170V169L155 170V168H158V170H159V165L162 164L161 162H162L163 160H168V157H169L168 155H169V154L166 155L165 152H160V151L158 150L159 148H157V147H156V148H157L158 151L156 150V151H157V152H156L155 149L153 148L154 146L150 147V148H152L154 151H153V150L151 151V149L149 148V146H148L149 150H148V149L145 150V149L147 148ZM176 146H177V147H176ZM186 146H185V147H186ZM197 146H198V147H197ZM228 146H229V148H228ZM236 146H237V147H236ZM244 146H243V147H244ZM259 146H260V147H259ZM145 147H146V148H145ZM163 147H164V148H163ZM209 147H211L212 150L209 149ZM221 147H222V149H221ZM226 147H227L228 149H227ZM231 147H233L232 151H233V150H234V151H233V152L231 151V153H230ZM239 147H240V148H239ZM246 147H247V148H246ZM248 147H249V148H248ZM257 147H258V148H257ZM129 148L132 149V150H130ZM169 148H170V149H169ZM213 148H214V150H213ZM250 148L254 151L253 153L256 152V154H252V153H251L252 151H251ZM259 148H260V149H259ZM126 149H127V151L129 150V151H128L129 154H130V153L132 154L133 149L135 150V153H134V151H133V153H134L135 155H134V154H132V155L130 154L131 156H134V157H135V156H136V152H137V154L140 153V152H142L144 155L141 154V153H140V154H141L140 156L137 155V156H136V157H137V161H138V162H137V161H135L136 159L133 160V157H129L130 155L127 156V155H128V152L125 151ZM196 149H197V150H196ZM199 149H200V150H199ZM215 149H216V150H215ZM237 149H238V151L240 152V154H239V153L237 154V152H238V151H236ZM239 149H240V150H239ZM258 149H259V150H258ZM141 150H143V151H141ZM171 150H172V151H171ZM210 150H211V151H210ZM220 150H221V151H220ZM241 150L244 151V152H241ZM219 151H220V152H219ZM228 151H229V152H228ZM245 151H246V152H245ZM257 151H258V152H257ZM260 151H261V152L263 151V152L261 153ZM122 152H123V153H122ZM150 152H151V153H150ZM158 152H159V153H158ZM214 152H215V153H214ZM222 152H223V153H222ZM234 152H236V153H234ZM164 153H165V155H164ZM224 153H225V154H224ZM243 153H244V154H243ZM245 153H247V154H245ZM248 153H249V154H248ZM148 154L150 155V157H148ZM154 154H155V155L158 154V155H157V158H158V159L155 157ZM160 154H162V155H164V156L162 157V155H160ZM215 154H216V155H215ZM236 154H237V155H240V157H239V156L237 157ZM153 155H154V157H153ZM230 155H231V156H230ZM234 155H236V156H234ZM244 155H246V156H244ZM254 155H256V156H254ZM138 156H139V157H138ZM141 156H144V157L147 156L148 159H146V158H144V157H141ZM158 156H159V157H158ZM160 156H161V157H160ZM165 156H166V157H165ZM233 156H234L235 159L233 158ZM253 156H254V157H253ZM263 156H264V155L261 156L262 159L264 158ZM87 157H89V158H87ZM248 157H249V158H248ZM90 158H91V160H90ZM108 158H109V159H108ZM141 158H142V159H146V160H142ZM164 158H165V159H164ZM241 158H243V159H241ZM244 158H245V159H244ZM246 158L248 159V162L246 161ZM253 158H254V159H253ZM86 159H87V160L89 159V160L92 161V162H89V161H88V163H87V162H86ZM219 159H220V160H219ZM224 159H226V160H224ZM231 159H232V161H231ZM251 159H252L253 161H251V164H250L249 162H250ZM81 160H83V161H81ZM84 160H85V161H84ZM96 160H97V161H96ZM98 160H100L101 162L98 161ZM147 160H148V161H147ZM149 160H152V162L149 163ZM159 160H160V161H159ZM161 160H162V161H161ZM237 160H238L239 162H238ZM240 160H241V161L243 160L244 162L246 161L245 163H246L247 165H246L245 163H242V162H241L242 165H240V164H241V163H240ZM263 160H264V159H263ZM95 161H96V162H95ZM123 161H125L126 164H123V165H122V163H124ZM144 161H145V162H144ZM156 161H157V164H158V165H156L157 167L155 166ZM158 161H159V162H158ZM211 161H210V162H211ZM256 161H257V159H256ZM256 161H254V162L256 163ZM83 162H85L86 164L83 163ZM94 162L99 164V165H97V166L99 167V170H98V167L96 168V166H94V165H96V164H93ZM116 162H115L114 164H116ZM154 162H155V163H154ZM225 162H227V163H226L227 166H226ZM232 162H233V163H232ZM237 162H238V163H237ZM89 163H90V164H89ZM100 163H102V165H101ZM111 163H112V162H111ZM118 163H117V164H118ZM153 163H154V164H153ZM230 163H231L232 165H231ZM236 163H237V164H236ZM263 163H264V162H263ZM80 164H81V166H80ZM82 164H84V165L82 166ZM136 164H137V166H136ZM138 164H139V165L141 164V165H143V166L145 165L144 168H143V166H141V167L139 168V171H140V169H141V171L144 169V170H143L144 172L141 173V174L143 175L142 177L144 178V181H142L143 178H140V175H141V174H139V173L135 174L136 172H138V169H137V167H139ZM147 164H148V165H147ZM150 164H152L153 166H151ZM88 165H89V166L92 165L91 167L96 168L98 172H97L94 168H92V169H94V172H92V169H90V168H89V170H88V169H87V168H88ZM100 165H101V166H100ZM108 165H109V166H108ZM126 165H127V166H126ZM133 165H135V167H134ZM237 165H238V166H237ZM250 165H251V166H250ZM106 166H107V167H106ZM125 166H126V167H125ZM128 166H129V167L132 166V167H134V168H132L131 170H129V169H128ZM148 166H149V167H148ZM150 166H151V167H150ZM225 166H226L229 170H228ZM256 166H257V167H256ZM102 167H103V171H104V169H105V172H106V173L110 171L109 174H110V176H111V175H112V176L110 177V176L108 175V173H107V175H105L106 173H103V171H102V169H101ZM104 167H105V168H104ZM108 167H109V169H108ZM153 167H155V168H153ZM234 167H235V168H234ZM247 167H246V168H247ZM135 168H136V169H135ZM142 168H143V169H142ZM145 168H146V169H145ZM147 168H148V169H147ZM150 168H152V169H150ZM236 168H237V169H236ZM83 169H84L85 171H84ZM113 169H114V170H113ZM153 169L155 170L154 172L152 171ZM60 170H61V171H60ZM64 170H65V171H64ZM86 170H88V171H86ZM149 170H150V171H149ZM158 170H157V171H158ZM233 170H234V171L236 170V171L234 172ZM141 171H140V172H141ZM146 171H148V173H146ZM151 171H152V173H155L153 176H151L153 180L151 179L150 176H148V175L151 173ZM224 171H223V172H224ZM226 171H227V172H226ZM229 171L231 172V174H229V175H231V176L228 175V173H230ZM259 171H262V172H259ZM56 172H57V173H56ZM83 172H84V173H83ZM90 172H91V174L93 173V178H92ZM95 172H97L98 174H95ZM112 172H113V174H112ZM118 172H119V173H118ZM233 172H234V173H233ZM120 173H121V174H120ZM132 173H133L134 175L130 176ZM232 173H233V174H232ZM261 173H263V174H261ZM58 174H59V175H58ZM85 174H87V175L84 177ZM99 174H100V175H99ZM144 174H145V175L147 174V175L145 176ZM167 174L172 175V176H169V175H168V177H167ZM57 175H58V176H57ZM75 175H76V176H75ZM96 175H97V176H96ZM98 175H99V176H98ZM115 175H117V176H116L117 178H115ZM125 175H126V176H125ZM174 175L176 176V179H177L178 181H179L180 179H181L182 181L180 180L179 183H178V181H176L175 179L173 180L171 177H174ZM203 175H204V176H203ZM256 175H258V174H256ZM60 176H61V177H60ZM65 176H67V177L69 176L70 178H67V177H65ZM73 176H74V177H73ZM94 176H96L97 179H96V177H94ZM106 176L109 177V178H107ZM123 176L125 177V179H126L127 177H130V180H129V179H127V180L122 179ZM133 176H134L135 178H134ZM155 176H157V178L154 179ZM164 176H165V177H164ZM183 176H184V175H183ZM194 176H196L195 178H196V181H197V182L194 181V180H195ZM58 177H59V179H58ZM105 177H106V178H105ZM112 177H113V178H112ZM121 177H122V178H121ZM146 177H148V178L150 177V179L147 178V182H148V184H147V183H146V184H145V183H142V182H145V181H146V179H145ZM179 177H181V178H179ZM51 178H54V179L56 178V179L53 180V179H51ZM60 178H61V179H60ZM102 178H103V180H102ZM119 178H120L121 180H120ZM137 178H138L139 183H138V185L135 186V184H132V183L135 181L134 179L137 180ZM170 178H171V181H170ZM174 178H175V177H174ZM183 178H184V179H183ZM186 178H187V179H186ZM78 179H79V180H78ZM114 179H115V180H114ZM118 179H119L121 182H120V181H117ZM193 179H194V180H193ZM50 180H53V181H51V183H50V182H49ZM57 180H60L59 183H58ZM70 180H71V179H70ZM80 180H82V181H80ZM122 180H124L125 182H124V181L122 182ZM190 180L193 181V182L191 183ZM198 180H199V181H198ZM55 181H56V182H55ZM65 181H66V180H65ZM100 181H101V183H100ZM102 181H103V182H102ZM112 181H111V182H112ZM116 181H117V182H116ZM175 181H176V182H175ZM187 181H188V182H187ZM202 181H204L203 184H202ZM47 182H49V183H47ZM54 182H55V183H54ZM60 182H61V183H60ZM98 182H99L100 184H99ZM113 182H112V183H113ZM174 182H175L176 186H175V184H174V190H173L172 188H173V183H174ZM184 182H186L187 184L185 183L186 185H181V186L179 185V184H184ZM39 183H42V181L39 182ZM45 183H46V185H45ZM63 183H64V181H63ZM126 183H127V184H126ZM152 183H153V184H152ZM188 183H189V184H188ZM195 183H196V184H195ZM198 183H199V184H198ZM47 184H48V188H49L50 190L47 189ZM57 184H58V185L60 184V185H59L60 187H58ZM103 184H104V183H103ZM142 184H143V185L145 184L148 188L145 187V185H144V186H143L144 188L141 189V190H139V188H140L139 186H141ZM151 184H152V185H151ZM197 184H198V185H197ZM200 184H202V185H200ZM55 185H56V187H55ZM111 185H112V184H111ZM133 185H134V186H133ZM158 185H159V184H158ZM178 185H179V186H178ZM192 185H193V186H192ZM95 186H94L93 188H95ZM129 186H131V187L128 189ZM171 186H172V187H171ZM182 186H183V187H182ZM189 186H190V188H188ZM45 187H46V188H45ZM82 187H83V188H81V186H80V188H79V189H81V190L78 189L79 191H75V192H77L76 195H77V196H78V195L80 196V197L78 196L79 198L76 197L75 193H74V195H70L69 193H66L68 196L64 193V194L61 196V198L64 197V200H65V201L67 200V202L64 203L65 201H63V198H62V199H59V198H60V196H59V198L57 199V200H59L58 202H57L55 199H54L55 202H53V205H52V203L49 202V203H50L49 205H52L50 208L48 207V205H47V208H46V205H45L44 203L47 204V202H46L45 200H44L43 202L40 201V203H39V199H38L39 197L37 198L38 195H36L35 193H34V194L36 195V197H34V195H32V196L34 197V199L31 198V196H30L31 193H28L29 195H26V199L24 198V201H25V203L28 205V207L24 206L23 208L26 209V210L29 208V209H28L29 211H30V210H32V211L35 210L34 212H30L31 214L33 213V214H32V215H33V219H31V218L27 215V216L25 217V218H27V219L25 220V218H24V215H25L24 211H25V210H23V211L21 212V214H22L21 217L18 218V219L16 218V219H14V220L16 221V223H17V222H22L23 225H24V227H25V229H26V227H27L26 230H29V229H30L29 231L31 232V234H29L30 236L27 235L28 237L26 236V239H25V240H24L25 237H22V235H23V234H22V231H23V230L20 231V232H17V231H16V232H13V234H11V235H12V238H11V239L13 240L12 242L15 244V247H14V248L17 250L16 247H18V249H19L18 252H20L19 254H17V251H15V250L13 249L14 252L17 254L16 257H17L19 260H20V257H19L18 255H21V251H22V252L25 251L26 247L29 245V243H28L29 240H35V243H36V242L38 243L40 240H43V238H44L45 235H46L45 233H47V234L49 233V234H50V233L53 232V231H51V229H53V226H55V225H53V226L51 227V224H49V223H52V222H53L52 219H54V221L56 220L54 216L52 217V213H51V211L53 210L52 207H54V205H55L54 203L57 202V203L59 204L60 202H62V206H61L60 210H63V211L66 210L67 213L72 214V218H71V220H72L73 222L75 221V224H76V227H71V228H69V230H64V231L61 232V234L64 236V238H68V235L66 234V233H68V234H69V237H70V244H72V242H71L72 239H73V244H74V245H70V246H69V248H70V250H71L72 252H71L69 249H68L69 251L67 250L68 252L65 251L67 258L64 257V259H65V260L63 259V263H64V264H106L107 262H108V264H110L109 262H117L118 257L120 258V260H118V262L120 261V263H124V264H131V263L133 262L132 260H134V262H133L132 264H162V263H161V260H162L161 258H163V257H161V253L159 254V251H161V247H160V248L158 247V249H160L158 252L155 251V250H157L156 246H155V248H153V249H155L154 251H153V250L149 251V248H150L149 246L152 245V243H151L150 240L155 239V238H153L154 236L157 237V239H155V240H159V239H160V235H161V233H162V231H161V230H162V229H161V228H162V225H161L162 223H161V221L163 220L162 218H160V219H162L161 221L158 220L159 218L157 219V217H159V216L154 215L155 210H154V208L151 206V202H150L149 200H148V201H149L150 203H149V202H148V203L150 204V208L152 207L153 210H154V212H152L154 216L152 215L151 217L149 216V214H150V215L152 214L151 212H150L149 214H147V215L145 214V213H148V211L145 212L146 209H147V210L150 209V208L147 206V204H146L147 207L144 205L145 207H144V209H143L145 213H144L143 211H142V212H143V213H142L141 211H139L140 209L137 210V208L139 207L137 204H136V205H137L138 207H135V208L133 207V206L135 205L133 200H132L133 202H132V201L130 202V200H131L132 198L134 199V197H132V198H129V197H128V199H130L129 202L134 204L133 206H131V207H133L132 210L135 209L134 212L136 211V212H138L139 214H140V213L145 214L146 216H149L150 219H151V220L149 221V220H148L149 218L146 217V219H145V218H144L145 215H143L144 217H143V218H140V219H142V220L140 221V223H139L140 225H139V224H138V222H139V221H138V219H139L138 217H139L140 215L138 216L137 213H136V212L134 213L133 211H131L132 213H131L130 211H128V212H130L129 215H128V213H126V211H127V207L125 208V206H128V205H129V204H128L129 202H128L127 197L124 196L126 199H125V198H124V199H122V198L120 199V200H122V201H119V202H120V204L124 207V208L122 207V208H123L122 210H125V209H126L124 212H123V211L121 212V216H122L123 218H124V215H125V216L127 215V216H126L124 219H122V218L119 219L121 216L117 217L116 215H113V218L115 217V221L113 222V224H114L113 227H114V228L117 227V228H115V230H117V231H119V232H121V231H123V230L128 231V237H127V239H129V241L131 242V245H129V246H130L129 248H128V247L121 246V247H123V249L121 250V247H120V251L118 250V251H119V254H117V252H118L117 250H113V249H111V250L114 251V252L116 251V254H115L114 252L110 251V248H109V247L103 242V240H101V238L98 236L97 233H96V235H94L95 232H94V233L92 232V233H93V234H92V233H90V231H88V233L86 234V231L84 232V228L80 226L81 224L79 223V221H80V219H81V220L83 219V214H82V213H84V210H81V206H82L83 204H85L84 200L86 199V197H87V195H88V193H89V190H88V189L86 190V188L84 187V185H82ZM116 187H118L119 189H120V188H122V189L119 190V189H116ZM137 187H138V188H137ZM166 187H167V188H166ZM178 187H179V188H178ZM197 187H200V188H197ZM202 187H203V186H202ZM204 187H203L202 189L205 191ZM8 188H9V190H8ZM10 188H11V193L13 192L12 189L14 188V192H13L12 194L10 193ZM134 188H135V192H134ZM141 188H142V186H141ZM163 188H165L164 191L167 190V193L171 191L170 193H172V194H170V196H169V193H168V194L165 193L166 191L163 193ZM184 188H185V189H184ZM186 188H187V189H186ZM46 189L49 190V192H52L53 194L50 193V196H49V192H48V195H47V193H46L47 190H46ZM59 189H60V190H59ZM61 189H62V191H61ZM95 189H97V187H96ZM123 189H124L125 191H126V190H127V191L125 192ZM136 189H137L138 191H137ZM145 189H146L147 191H146ZM168 189H169L170 191H169ZM179 189H181V190H179ZM182 189H183V190H182ZM207 189H209V188H207ZM207 189H206V191H210V190H207ZM37 190H38V191H37ZM55 190H56L57 192H56ZM85 190H86V191H85ZM142 190L145 191V193H146L145 195H144V192H143ZM148 190H149V191H148ZM161 190H162V193H161ZM7 191H8V193H7ZM15 191H16V190H15V187H13V186H12V187L9 186V187L5 188L6 195L8 196L7 199H10V200H6V202L8 203V201H9V202H10V205H11V203L15 204L16 202H20V200H21V199H18V200H16V199L13 200V199H12V198L16 195V192H15ZM54 191H55V192H54ZM82 191H83V193H82ZM117 191H120V192H117ZM129 191H131V192L129 193ZM132 191H133V193H132ZM159 191H160V193H159ZM204 191H203V192H204ZM206 191H205V193L208 194L209 192L207 193ZM59 192H60V193H59ZM86 192H87V193H86ZM147 192H148L149 194H148ZM199 192H200V191H199ZM199 192H198V193H199ZM201 192H202V191H201ZM112 193H113V194H112ZM115 193H116V194H115ZM156 193H157V194H156ZM205 193H204V194H205ZM210 193H211V195H209ZM210 193H209L207 196H206V194H205V196H204L205 198H204L203 196L201 197V195H203V193H202V194L200 193L201 195L197 194V195H199L198 197H197V195H195V196H194V199L197 197V198H196L197 200H193V203L190 202L191 205H193V206H194V204H195V206H194V207L192 206V208L199 209V207H197V206H200L201 208H203V207L205 206V203H206V202H207V203H206V206H208L209 204H211V205L216 204L215 202H216V200H218V199H217V196H215L211 191H210ZM1 194H2V197L4 196V198H2L1 195H0V197H1V198H0V202H1V199H2V201H3V200L5 201V197H7V196H5V193H4V192H2ZM3 194H4V195H3ZM8 194H9V195H8ZM13 194H14V195H13ZM32 194H33V193H32ZM82 194H84V195L82 196ZM11 195H12V196H11ZM69 195H70V196H69ZM85 195H86V196H85ZM111 195H112V196H111ZM113 195L116 196V197L112 198ZM120 195H121V196H120ZM134 195H136V194H134ZM164 195H165V196H164ZM167 195H168V196H167ZM9 196H10V198H9ZM73 196H74V197H73ZM81 196H82L83 198H81ZM107 196H109V195H107ZM148 196H147V197H148ZM151 196H150V197H151ZM162 196H164L165 198H164V197L162 198ZM211 196H212V197H211ZM213 196H215V197H213ZM29 197H30V199H31V201H30L29 204H31V205H29V204L27 203V201H29ZM49 197L51 198L52 201L50 200ZM70 197H71V198H70ZM150 197H149L148 199H150V200L153 199V198H150ZM200 197H201V198H200ZM41 198H40V199H41ZM67 198L70 199V202L73 201V203H74V202H76V200H77V202L82 201V203H77V202H76V203L72 204V203H69V200H68ZM77 198H78V199H77ZM160 198H161V199H164V200H163L164 203H162V201H161ZM198 198H199V199H198ZM202 198H203V199H202ZM209 198H210V199H209ZM214 198H216V199H214ZM11 199H12L13 201H12ZM72 199H74V200H72ZM80 199H81V200H80ZM141 199L144 200L145 202L142 201ZM211 199H213V201H215V202H213ZM36 200H37V201H36ZM61 200H62V201H61ZM79 200H80V201H79ZM124 200H125V203H126V204L124 203ZM203 200H204L205 202H204ZM210 200H211L212 203L209 202ZM24 201H23V202H24ZM32 201H33V202H32ZM35 201H36V202H35ZM151 201H152V200H151ZM195 201H196V202H195ZM197 201H198V202H197ZM31 202H32V203H31ZM86 202H87V201H86ZM108 202H109V203L111 202V203L108 204ZM143 202H144V203H143ZM160 202H161L163 205H162ZM201 202H202V203H201ZM42 203H43L44 205H43ZM57 203H56V204H57ZM157 203L160 204V205H158ZM190 203H189V205H190ZM199 203H200V204H199ZM217 203H218V202H217ZM36 204H38V208H39V209H37V210L34 208V206H35ZM41 204H42L43 206H42ZM70 204H72V205H70ZM79 204H81V206H80ZM127 204H128V205H127ZM196 204H198V205H196ZM10 205H9V203H8L7 205L5 204L4 206H3V205L0 206V210H1L0 212H2V213L4 212L3 215L0 213V221H1L0 227H1L2 230H4V227H5L4 232H5V235H6L7 237H8V232H7L8 228H7L6 224H8V223H10V222H9V218L5 216V209H6L8 206H10ZM40 205H41L42 207H39ZM67 205L70 206V207L68 208ZM73 205H76V208H74ZM130 205H132V204H130ZM136 205H135V206H136ZM30 206H31V207H30ZM71 206H73V207H71ZM112 206H113V205H112ZM112 206H111V208H113ZM160 206H161V207H160ZM165 206H166V208H165ZM187 206H188V205H187ZM206 206H205V207H206ZM5 207H6V208H5ZM128 207H129V206H128ZM175 207H177L176 210H178V208H179L180 206H175ZM190 207H191V206H190ZM32 208H33V209H32ZM43 208H46V209H44V210H45V213L47 214V216L44 215V212H41V211L43 210ZM65 208H66V209H65ZM67 208H68V209H67ZM72 208H73L74 210H70V212H69V209H72ZM79 208H80V209H79ZM148 208H149V209H148ZM152 208H151V209H152ZM163 208H164V209H163ZM201 208H200V209H201ZM49 209H50V210H49ZM77 209L81 210V212H78L79 210L77 211ZM128 209L131 210L130 208H128ZM180 209H181V208H179V210H180ZM200 209H199V210H200ZM2 210H3V211H2ZM44 210H43V211H44ZM46 210H48V211H46ZM153 210H152V211H153ZM162 210H161V211H162ZM167 210H166L165 213H167L166 215H169V216H170L171 214H169L170 212L168 211V212H169V213H168ZM105 211H106V210H105ZM105 211L103 210V212H100V213H106L107 211H106V212H105ZM149 211H150V210H149ZM161 211H160V212H161ZM40 212H41V215H42V216H39V215H40V214H39ZM156 212H155V214H156ZM160 212H159V213H160ZM177 212L179 213V211H177ZM180 212L182 213V210H180ZM49 213H51V214L49 215ZM76 213H77V215L74 216ZM80 213H81L82 216H79ZM133 213L136 214L138 217H135V218H136L135 221H136L137 224H136V223H134V224L132 223V227H134V229H131V227L129 226V225H131V223H129V221L131 222V220H127V219H129V217H131V214H132V216H133ZM34 214H35L36 216H35ZM122 214H123V215H122ZM157 214H158V213H157ZM179 214H180V213H179ZM136 215H135V216H136ZM158 215H159V214H158ZM160 215H161V213H160ZM43 216H45V217H44V220H43ZM77 216H78V217H77ZM141 216H142V215H141ZM141 216H140V217H141ZM38 217H39V218H38ZM48 217L50 218V220H49ZM51 217H52V218H51ZM74 217H75V218H74ZM76 217H77V218H76ZM152 217H153V220H152ZM155 217H156V218H155ZM116 218H117V219H116ZM126 218H127V219H126ZM133 218H134V217H133ZM147 218H148V219H147ZM35 219H36V220H35ZM47 219H48V220H47ZM73 219H74V220H73ZM130 219H132V218H130ZM14 220H13V219L11 220V224H12V222H13V224L15 223ZM71 220H70V221H71ZM113 220H114V219H113ZM116 220H117V221L119 220L118 223L116 222ZM2 221H3V222H2ZM34 221H37V222H34ZM42 221H43V225L40 224V222H42ZM48 221H49V223H48ZM135 221L133 220V222H135ZM137 221H138V222H137ZM4 222H6V223H4ZM29 222H32V223L29 225V224H27V223H29ZM55 222H56V221H55ZM122 222H123V224H122ZM16 223H15V224H16ZM45 223H46V224L48 223V227H49V228H48V227H47V228L50 229V230H49L50 232H49V231L47 230V228H46V230H47L48 232H45V233H44L45 235L43 236L42 233H43V231H46V230H45V227L47 226ZM159 223H160V224H159ZM13 224H12V225H13ZM15 224H14V225H15ZM39 224L41 225L40 227L38 226ZM103 224H104V223H103ZM115 224H116V225H115ZM135 224H136V225H135ZM158 224H159L160 226H158ZM14 225H13V226H14ZM155 225H156V226H155ZM29 226H30V227H29ZM36 226H38L39 228L36 227ZM104 226H108V224H104ZM8 227H9V225H8ZM24 227H23V228H24ZM111 227H112V226H111ZM113 227H112V228H113ZM160 227H161V228H160ZM35 228H38V229H39V230H38V233H36V234H38V235H34V233H32V232H33L32 230H35ZM81 228H82V229H81ZM159 228H160L161 230H160ZM128 229H129V230H128ZM42 230H43V231H42ZM120 230H121V231H120ZM39 231H40V232H39ZM80 231H81V233H80ZM113 231H114V230H113ZM114 233H116V232H114ZM157 233H160V234L158 235ZM91 234H92V235H91ZM33 235H34L36 238H34ZM89 235H91V236L89 237ZM130 235H131V236H130ZM13 236H14V237H13ZM32 236H33V237H32ZM147 236H148V237H147ZM118 237H119V236H118ZM129 237H130L131 239H130ZM134 237H135V238H134ZM158 237H159V238H158ZM29 238H30V239H29ZM125 238H126V236H124L123 239H122V241H120L119 243L123 245L124 242H125V240H126ZM36 239H38V240L36 241ZM58 239H59V238L57 237V238H56V241H57ZM134 239H135V241H134ZM26 240H27V241H26ZM123 240H124V241H123ZM95 241H96V242H95ZM24 242H25V243L27 242L26 244H28V245L25 246L26 244H24ZM22 243H23V244H22ZM35 243L32 244V247L35 245L34 248L36 249V248H38L39 246L36 245ZM76 243H77V244H76ZM96 243H97V244H96ZM133 243H134V244H133ZM135 243H138V244L135 246ZM20 244L23 245V247H22L23 249H22V248H19ZM18 245H19V246H18ZM22 245H21V246H22ZM96 245H97V247H96ZM98 245H99V246H98ZM144 245H145V246H144ZM13 246H14V245H13ZM13 246H12V248H13ZM29 246H31V244H30ZM36 246H38V247H36ZM71 247H72V248H71ZM79 247H80V249H79ZM95 247H96L98 250H100V251H102L103 253H105V254H103V253L100 252V251H99L100 253L98 252V253L96 254L95 252L97 251V249H96L95 252H94ZM104 247H105V248H104ZM77 248L79 249V251H78ZM100 248H101V249H100ZM126 248H127V249H126ZM3 249H4V248L0 249V256H1V257H0V258H1V259H0V264H1V263L3 264L4 262L6 263L7 261H8L7 263L9 264V262H11V261H9L11 258H12V259H11V260H12V263H14L13 260H15L14 258H16V257H15V253H13V251H11V256H10L11 258L9 257V259H8V256H7V255H9V252L7 253V249H6V251H5V249H4L5 252H3L4 254H7V255H6L7 257H6L5 255H3V257H2V254H3V253H1V252L3 251ZM128 249H129V250H128ZM9 250H10V249H8V251H9ZM20 250H21V251H20ZM76 250H77V251H76ZM130 250H131V251H130ZM147 250H148L149 252H148ZM151 252H155V253H151ZM161 252H162V251H161ZM65 253H64V256H65ZM74 253H75V254H74ZM13 254H14V256H13ZM99 254H100V255H99ZM155 254H157V255H155ZM119 255H120V256H119ZM129 255H131V256H130L131 258L129 257ZM158 255H159V256H158ZM4 256H5V258H4ZM162 256H163V255H162ZM128 257H129V259H128ZM158 257H159V258H158ZM6 258H7L8 260H6ZM121 258H122V259H121ZM123 258H126L125 260H126L127 262H130V263H127L126 261H124ZM18 259H16L15 262H19V261H17ZM104 259H105V261H104ZM160 259H161V260H160ZM170 259H173V258H170ZM4 260H5V261H4ZM128 260H129V261H128ZM159 260H160V261H159ZM131 261H132V262H131ZM170 261L173 262L172 264H174V261H172V260H170ZM14 264H15V263H14ZM18 264H19V263H18ZM20 264H22V260H20Z\"/></svg>",
  "mask_w": 264,
  "mask_h": 264
},
{
  "label": "snow or ice",
  "instance_id": "snow-or-ice-1",
  "mask_svg": "<svg viewBox=\"0 0 264 264\" xmlns=\"http://www.w3.org/2000/svg\"><path fill=\"white\" fill-rule=\"evenodd\" d=\"M0 7H5L0 0ZM7 7L16 8L18 5H7ZM26 7L34 9L36 16L38 17L37 23L42 26L43 31H47L51 28L56 27L54 21H56L60 14L68 9H79L81 12H87L88 15L81 16L78 19L86 21H94L97 19L99 14H94L93 10L104 7H122L118 5H101V4H76V3H64L60 0H37L36 3L27 5ZM140 10L147 13L152 7H159V5L141 4L137 6ZM215 7L217 9H224L225 11L216 16L219 22V26L215 29L212 27L205 28L204 31L209 36V47L205 49V58L210 52L216 47L218 41L233 42L236 37L247 29H251L259 26L261 33L264 34V0H260L259 5L252 4H227V5H215L208 6ZM227 26V27H225ZM244 72L242 70L234 71L231 76V80L222 82L220 80L207 81L206 84L209 88L231 86L233 84L241 83L243 80ZM4 110L0 109V152H3L5 159L7 157V150L11 147V141L5 140L4 137L7 134L5 132L8 121L5 119ZM156 178V177H154ZM31 179V177H28ZM162 179V177H160ZM254 174H249L248 182H254ZM261 182L264 183V176L261 177ZM15 187V184L12 185ZM153 204L156 203L155 199L151 201ZM112 211L116 216H121L122 207L119 201L115 202ZM5 216L9 218L8 227V238L11 240L12 233L23 230V223L17 222L14 226L11 224V220L15 219V210L10 208L5 209Z\"/></svg>",
  "mask_w": 264,
  "mask_h": 264
}]
</instances>
